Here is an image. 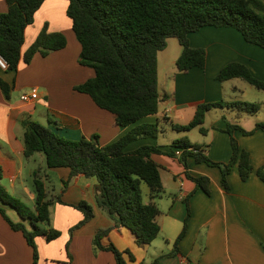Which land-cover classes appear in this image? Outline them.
Here are the masks:
<instances>
[{"label": "crops", "instance_id": "0c3cea01", "mask_svg": "<svg viewBox=\"0 0 264 264\" xmlns=\"http://www.w3.org/2000/svg\"><path fill=\"white\" fill-rule=\"evenodd\" d=\"M64 1L45 0L36 12L34 22L25 30L22 52L35 40L43 19L48 21L49 32L63 33L49 18L52 17L51 10L56 7L61 6L66 11L67 1ZM6 10L5 0H0V12ZM39 16L42 19L38 20ZM188 41L191 47L205 50V67H193L185 73L172 70L168 76L171 84H165L162 92H159L170 97L159 104L155 115L144 117L125 129L115 125L113 114L98 108L87 95L73 89L93 75L90 68L78 63L80 45L77 40L72 44L67 40L63 49L46 56L37 53L28 64L21 61L16 70L0 69V78L10 86L9 98L0 88V166L3 171L0 184L28 205L35 202L32 188L34 173L38 172L51 198L56 197L52 193L55 188L49 189L52 170L58 174L60 181L68 180L69 169H47L44 155L35 153L28 158L23 155L22 121L46 120V127L60 136L77 140L97 135L99 143L107 145L139 124L158 123V127L169 124L172 128V124H178L174 120H186L188 123L201 103L240 100L235 96L240 89L234 83L226 86L227 82L238 79L225 82L216 80L219 71L229 63L243 64L255 78L264 81V48L245 42L236 29L205 26L190 33ZM180 52L181 47L172 63H175ZM34 90L37 93L35 100H20L21 94ZM213 110L222 112L213 113ZM213 110L205 115L203 124H206L204 128L207 132L202 134L205 139L197 145L203 147L210 160L227 163L231 157V145L229 135L223 131L226 126L223 117L233 122L235 113L225 109ZM240 119H249L242 116L236 122L247 131L264 120L257 116L251 126L244 128L239 123ZM179 125L184 124L180 122ZM162 131H165L163 127ZM233 137L238 147L248 152L253 171L246 180H242L235 162L227 175L229 191L222 187L221 173L216 167L196 163L192 157L187 159V172L190 175L208 177L210 193L206 194L186 178L184 167L175 157L152 155L160 166L163 186L161 196L155 200L159 209L156 222L160 231L149 245L143 247L135 243L128 228L115 227V221L107 212L95 205L98 193L96 180L83 175L73 177L58 193L60 201L55 199L50 208L52 227L60 232V236L51 242H47L45 236L35 238L38 264H116L111 252H94L92 239L100 229H109L102 239L103 245L111 243L119 251L131 253L132 260L129 255H123L127 264H151L155 258L173 249L186 218V231L178 244L180 254L161 258L157 264H264V182L256 175L257 168L264 165V131L256 130L250 135H243L235 130ZM142 145H156L163 151L169 149L159 144L158 136L156 139L136 140L125 149L133 151ZM25 158L27 161L38 160L40 170L25 168ZM186 197L188 204L184 202ZM80 201L92 205L93 217L68 233L83 219L82 213L72 206ZM143 202H149V191ZM0 207H3L1 202ZM96 222H99V226L94 225ZM82 243L87 249L85 253L80 250ZM66 244L72 256L70 259L65 255ZM31 263L32 249L22 233L13 231L0 214V264Z\"/></svg>", "mask_w": 264, "mask_h": 264}, {"label": "trees", "instance_id": "16d2710c", "mask_svg": "<svg viewBox=\"0 0 264 264\" xmlns=\"http://www.w3.org/2000/svg\"><path fill=\"white\" fill-rule=\"evenodd\" d=\"M66 1L65 14L71 21L72 32L80 45L78 63L93 71L92 77L73 89L87 95L98 108L113 114L115 125L120 129L155 115L159 104L170 97L159 93L157 61L158 53L165 49L169 38H175L181 47L175 61V69L181 73L193 67H205V50L191 47L188 41L190 33L205 26L234 28L245 42L264 48L262 0ZM44 2L5 0L7 10L0 12V56L7 64L6 71L16 70L21 61L28 64L37 53L46 56L66 46L65 36L60 32H49L45 24L35 40L22 52L25 30L34 22L35 14ZM232 79L243 80L255 89L264 91V81L255 78L243 64L229 63L216 76L219 82ZM0 88L9 98L10 86L1 78ZM213 109L235 113L233 122L223 117L226 123L223 131L229 135L231 145V157L227 163L210 160L203 147L191 143L187 137L174 140L168 151L156 145H142L133 151H126V146L131 142L143 138L156 139L158 123L136 125L118 140L101 145L97 135L73 140L56 134L37 121L26 120L22 121L23 155L28 158L35 153H42L47 168L69 169L68 180L62 181L64 187L77 175L95 179L98 185L95 205L107 212L115 221V227L128 228L135 243L143 247L149 245L160 231L156 222L159 209L155 200L161 196L163 186L160 166L152 159V155L175 157L184 167L186 178L206 194L210 193L209 179L205 176L194 177L187 172L189 157L196 163L218 168L225 191H229L227 175L235 162L242 180H246L253 171L248 152L238 147L233 132L239 130L243 135H250L256 130L264 131V120L257 122L249 131L236 123L242 116L258 114L261 110L259 104L223 100L201 103L187 124H172V129L188 131L197 128L204 135L207 132L202 126L205 115ZM176 150H180V153L176 154ZM2 172L0 166V180ZM256 175L264 182V165L257 168ZM32 183L35 195L33 209L0 184V202L13 209L21 221H12L3 207H0V214L13 231L22 233L32 249L31 264H38L35 238L45 236L46 241L51 242L60 236V232L51 224L50 208L54 197L48 196L37 173H34ZM142 183L149 189L148 203L142 199ZM188 197L184 199L186 204ZM57 201H60L59 195ZM72 206L82 213L83 219L70 232L93 217V207L88 202L80 201ZM188 214L189 211L187 217ZM186 225L187 218L173 249L155 258L151 264H157L161 258L180 254L178 244L185 234ZM108 231H96L92 239L94 251L111 252L116 264H127L123 255H129L132 260L129 251L121 252L111 243L102 244Z\"/></svg>", "mask_w": 264, "mask_h": 264}, {"label": "rangeland", "instance_id": "374dc122", "mask_svg": "<svg viewBox=\"0 0 264 264\" xmlns=\"http://www.w3.org/2000/svg\"><path fill=\"white\" fill-rule=\"evenodd\" d=\"M58 1V0H57ZM62 2H65L64 0H59ZM264 1V0H262ZM51 16L49 20H51L53 22V25L58 28L63 30V33L60 31H56V32H60L62 33L66 40H68L69 44L77 43L74 36H73V32L70 28V20L69 18L66 17L65 15V11L63 9H61L60 7H56L55 9L51 10ZM42 19L41 16H39L38 20ZM63 19H66L63 21ZM48 21H46V19H43V21L41 22V28L46 24L47 25V30H48ZM179 43L175 38H169L167 40V45L166 48L164 49V52H160L158 54L157 57V61H158V90L159 92H162L165 84H171L169 73H171V71L175 70V63L173 62V58L176 54V52H178L179 50ZM234 83L235 86H237L240 91H238L235 96L239 97L240 100L238 101H243V102H248V103H257L261 106V110L259 111L258 114H256L255 116H250V115H245L244 117L246 119H249L247 121H243L242 119L239 120V123L245 128V127H249L251 126V122L253 121V119H256L257 116H260L261 119H264V91L262 90H257L254 87H252L251 85H249L248 83H246L243 80H233V82H227L226 86L229 87L231 86V84ZM222 112L221 110H213V113H219ZM38 118V117H36ZM37 122H39L41 125L46 127V120L42 121V119H36ZM174 122L180 124H186L187 121L183 120V121H177L174 120ZM162 127L165 129V131H162ZM203 127H206V124H203ZM159 129V133H158V142L160 145L162 146H168L170 147L172 142L176 139L182 138V137H187L189 139V141L193 144H200L199 142H202L205 138L204 136L198 131L197 128L188 130V131H177L171 128V126L169 124H162L159 125L158 127ZM40 155H43L42 153H40ZM24 159V158H23ZM25 161L26 158H25ZM39 161H32L29 160L25 163V168H35L37 171H39ZM45 168V167H44ZM46 169V168H45ZM48 169V168H47ZM36 171V172H37ZM53 172H51V177H52V181H51V185H49V189L51 188H55L54 191H52V193L56 194L54 199L57 200V195L60 192V190L64 187L63 182L60 181L58 174L56 172H54V170H52ZM38 173V172H37ZM163 176H165L163 174ZM149 189L147 187V185L145 183L141 184V193H142V197L143 200H146V196L148 193ZM50 197V196H49ZM53 202V203H54ZM33 204H28V206L33 209ZM53 205V204H52ZM51 205V206H52ZM3 208L6 211L7 216L14 222H19L21 221L20 217L18 215H16V213L14 212L13 209L9 208L8 206H3ZM95 226H99V222H96V224H94ZM70 233V231L68 232ZM80 250L85 253L87 251V249L85 248V244H81ZM95 252V251H94ZM65 255L66 257L69 256V259L72 258L71 253L68 249V244H66V248H65Z\"/></svg>", "mask_w": 264, "mask_h": 264}, {"label": "built area", "instance_id": "2783aa9c", "mask_svg": "<svg viewBox=\"0 0 264 264\" xmlns=\"http://www.w3.org/2000/svg\"><path fill=\"white\" fill-rule=\"evenodd\" d=\"M0 69L6 71L7 69V64L4 61V59L0 56ZM37 98V93L36 91H31L29 93H23L20 96V100L23 102H28V101H32L35 100ZM180 151H177L176 154H179Z\"/></svg>", "mask_w": 264, "mask_h": 264}]
</instances>
